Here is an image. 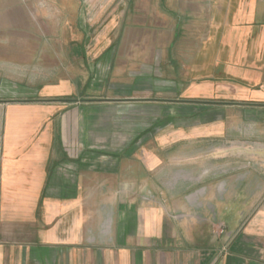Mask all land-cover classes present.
I'll use <instances>...</instances> for the list:
<instances>
[{
  "label": "crops",
  "instance_id": "0c3cea01",
  "mask_svg": "<svg viewBox=\"0 0 264 264\" xmlns=\"http://www.w3.org/2000/svg\"><path fill=\"white\" fill-rule=\"evenodd\" d=\"M0 67L42 85L7 103L0 264H264V0H0ZM99 67L105 99L62 98Z\"/></svg>",
  "mask_w": 264,
  "mask_h": 264
},
{
  "label": "rangeland",
  "instance_id": "374dc122",
  "mask_svg": "<svg viewBox=\"0 0 264 264\" xmlns=\"http://www.w3.org/2000/svg\"><path fill=\"white\" fill-rule=\"evenodd\" d=\"M89 38V37H88ZM87 39V37H86ZM105 59L101 60L103 63ZM53 70V68H44V69H39L40 74L45 73V71H49V70ZM57 70V69H55ZM71 70H73L72 68H67L66 72L68 74V72L70 73ZM76 71H80V69H75ZM85 72H87L86 69ZM17 72L20 73V71H22L23 77L21 76H15L14 73L11 72ZM30 71H37V69H31V68H1L0 67V156H1V147H2V143L4 142V140L6 139V133H7V124H8V102H10L11 100L15 99H37L40 97V93L42 91V85L40 83H30L28 82V80L30 79V77L27 76V74L30 75ZM97 73H98V77L95 76V78L93 77L91 83L89 84H74L72 85V87H76L77 88V92L75 93H68L69 91H67V94L62 96L63 99H69V100H77L78 102H84V100H99V99H105L107 96V92L109 91L108 88L109 85L108 83H106V74H107V70L104 67H99L97 68ZM70 76H73V72L70 74ZM71 86V85H68ZM79 90V91H78ZM14 100V101H15ZM86 101V102H88ZM72 107H80V105H76V106H72ZM97 112H95L93 110L92 112V118L89 115V113L86 111L85 114L83 115V121H85V123L87 124L85 127H81V131H82V135L83 137L85 136L83 130L87 131L89 130L88 125L89 123L92 125H95V121H96V125H97V136L99 140H105L108 135H111V131L110 128H114V125H112L109 121H107L106 116H105V109L104 107L98 105L97 107ZM163 114L166 113L167 115L169 114V110L167 109H163ZM97 114V116H96ZM90 117V118H89ZM153 115H151V120ZM167 116L164 115L162 117L163 119V124L162 126H166L168 124V120L169 118H166ZM140 117H136V116H130V119H135V121H137V119H139ZM95 119V120H94ZM186 119L184 117V121L181 123L184 124L186 122ZM91 120V121H90ZM122 120V119H120ZM148 120L147 119V123L148 121H150L151 123H153V120ZM167 120V121H166ZM118 126V124H117ZM122 129H126L122 127V123H119V131H117V133L115 134L114 132V139H116L117 141H124V136H125V132ZM169 129V127L167 126L166 129H164L160 134H161V138H162V142L164 143H169V142H165V141H169V136H170V132L167 131ZM74 129L72 127H70L69 135L67 137V139H75V133H74ZM109 131V132H108ZM124 132V133H123ZM135 132V131H134ZM148 133V132H147ZM171 140V138H170ZM175 140L173 141V146L169 147V146H162L159 150L160 152H158L157 148H147V151H145L144 153L142 152V155L145 156H149L148 154H150V151H157L159 155L163 156V157H171V156H177V158H183L186 155L187 150L189 149L188 146L184 143V142H178L176 144ZM152 143H150V147H152ZM177 145V146H176ZM79 149L80 151H82L81 154L85 155L86 153L90 152L92 150V154H97L98 156H118L121 154H126L127 149H123L122 147H118V148H110V147H104L103 145H98L97 148H93V149H89L86 148L83 144H79ZM214 150V149H213ZM105 166L111 167V166H115L114 164H110V162L105 163ZM177 166V168L179 167V169H184L185 164H180L178 166V164H174ZM150 166H155V167H161L162 171L165 172L168 176L170 174V168H172L173 166L170 165V163H165V164H151ZM161 204H163L164 206H167V208L169 207L170 203H171V199L169 193L167 192L166 188L162 189V194H161ZM175 201V200H174ZM168 216H175L177 215L176 218L180 217L181 215H179L180 213H172V211L168 209L165 210ZM227 231L226 228L222 227L219 229L220 234H223Z\"/></svg>",
  "mask_w": 264,
  "mask_h": 264
}]
</instances>
